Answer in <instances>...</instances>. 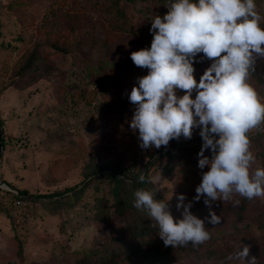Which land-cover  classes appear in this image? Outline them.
<instances>
[{
    "label": "rangeland",
    "instance_id": "1",
    "mask_svg": "<svg viewBox=\"0 0 264 264\" xmlns=\"http://www.w3.org/2000/svg\"><path fill=\"white\" fill-rule=\"evenodd\" d=\"M112 1L0 0V41L13 40L11 49L0 48V120L5 142L0 156V264L101 262L102 255H93L91 250L99 247L108 223L94 218V203L96 196L111 201L109 181L97 179L81 195L65 189L74 185L79 188L87 165L92 162L102 166L116 164L135 172L154 150L141 148L138 130L133 132L130 127L137 106L129 96L138 84L137 78L147 75L149 70L123 59L127 51L130 54L151 46L152 20L169 9L166 4L120 0L118 6L125 14L120 25L114 13L103 12L99 6ZM263 8L260 4L257 11L260 13ZM93 36L97 37L92 49L73 50L80 39L91 40ZM98 38L117 44L113 47L117 71L110 72L105 67L93 71L94 74L86 73L83 59L95 63L102 54ZM51 42L72 50L59 53L51 48ZM35 46H39L43 60L56 67L38 81L30 85L20 82L18 87L15 72ZM119 59L122 62L118 64ZM212 62L203 53L197 54L193 64L197 81ZM260 73L262 83L256 79ZM251 82L264 97V58L256 60ZM183 94L177 90L178 96ZM196 94L194 91L193 98ZM198 135L200 128L194 129L192 137ZM257 136V146L251 145L256 157L253 170L264 168V125L253 130L251 137ZM179 139L186 140L183 136ZM201 142L198 139L191 143ZM159 154L153 160L150 178L160 177L155 186L163 199L169 200L170 211L179 219L183 210L176 207L177 197L185 194L187 204L192 184L202 180V173L209 166L201 170L198 163L182 165L167 175L162 171L165 160L158 159ZM97 184L100 189L96 191ZM17 190L41 197L35 202L14 201L16 209L12 207L11 194ZM56 192L63 193L59 205L47 204L59 197H46L47 194ZM242 199L234 195V200L241 203ZM232 203L213 202L212 210L220 215L221 223L211 225L205 220L210 239L198 249H178L165 257L143 258L134 264H247L227 259L242 244L250 246L249 258L254 256L256 264H264V228L260 227L264 223V197L247 202L244 219L248 225L242 227L233 226L239 206L232 207ZM209 211L204 204L199 217H208ZM124 246H113L108 252Z\"/></svg>",
    "mask_w": 264,
    "mask_h": 264
},
{
    "label": "clouds",
    "instance_id": "2",
    "mask_svg": "<svg viewBox=\"0 0 264 264\" xmlns=\"http://www.w3.org/2000/svg\"><path fill=\"white\" fill-rule=\"evenodd\" d=\"M166 6L169 11L152 20L151 47L131 53L133 63L149 71L131 90L129 100L137 107L130 127L138 130L143 149L168 146L181 136L191 139L200 128L198 167L209 170L202 173L194 199L204 197L210 211L201 219L181 193L176 207L182 218L177 219L169 200L155 199L157 192L145 189L135 192L134 207L147 210L165 246H199L210 239L205 220L221 223L213 202L232 201L237 207L234 195L264 197V168L253 170L251 150L253 130L264 125V97L251 82L256 60L264 58V16L255 0H169ZM200 53L213 62L197 81L193 64ZM139 182H145L144 175ZM149 182L159 184L160 177ZM249 256L250 246L242 244L227 259L256 264Z\"/></svg>",
    "mask_w": 264,
    "mask_h": 264
},
{
    "label": "trees",
    "instance_id": "3",
    "mask_svg": "<svg viewBox=\"0 0 264 264\" xmlns=\"http://www.w3.org/2000/svg\"><path fill=\"white\" fill-rule=\"evenodd\" d=\"M94 1L98 2V0ZM119 1L120 0H113L109 4H100L99 6L102 8L103 12L114 13V17L117 18V20L115 21H120L119 24L122 25L123 21L120 19L121 17H125V14L122 8L118 6ZM124 1L131 3L137 1H149L150 3L162 5L169 3V0ZM255 2L257 6H259L260 4L264 5V0H255ZM260 13L264 16V8L260 10ZM96 37L97 36H93V39L91 40L90 37H84L80 39L77 43H75L73 50H77V52H80L83 51V49H92V43L96 41ZM12 42L13 40H9L7 42L2 40L0 41V48L11 49L13 45ZM113 42L114 41H107L105 39L103 40L98 38V47L102 48V54L99 57V60L95 63H87L86 58L83 59V62L86 63L85 65H87V74H89V72L94 74V72H96L97 70L101 71L105 67H109L110 72L118 70V66L116 65V58L113 55L115 54V50L113 49V47L117 46V44ZM50 46L52 49L62 54L69 53V51L72 50L67 48L65 45H61L56 42H51ZM150 47L151 46H146L145 48ZM38 49L39 46H35L34 48H32L27 54L23 64L15 72L17 75L15 83L18 84V87L20 86V82H23L25 85H30L31 83L38 81L41 77L46 76L54 71V68L56 66L50 61H44ZM130 54L127 51L123 61L132 62ZM121 62L122 60L119 59L118 64ZM256 79L259 82L261 81V83L263 82L261 73L256 77ZM0 124L2 126L1 120ZM259 138L260 137L258 136L251 137V145L254 144L257 146ZM198 139L202 141L200 135L195 138L192 137L191 139L186 140L173 139L169 142L168 146H161L159 149L154 148V150L150 152V157L148 158V160L144 164L140 165L135 172L133 170H130L129 168H124L116 164L102 166L101 164L92 162L91 164L87 165V171L85 173L84 180L80 183L81 186L78 188L76 185H74L67 188V190L65 189L66 192L74 191V195H81L84 193L85 189L97 179L102 178L109 181V194L111 196V201L109 199L103 198L102 196H96V201L94 203V208L96 209L94 218L103 223H108L106 234L102 236V238L104 239L102 241H99L98 243L99 247H97V249L95 250H91V253L93 255H102L101 262H96V264H114L115 262L123 264H134L135 262L143 258L165 257L178 249L186 250L193 248L194 250H196L203 244H200V246H193L192 243H189L187 246H180L176 248L170 245L165 246L163 239L159 236V228L156 225L155 221H152L148 216L147 210H139L134 207V194L138 189L155 190L157 192V195L154 198L163 199V195L161 194L160 190L154 184L149 182V171L151 166L155 164L153 160L156 157V154L160 152L158 159L165 160L164 164L162 165V171L167 175H171L174 168L176 167L179 169L182 165L187 167L194 166L199 162L198 153L202 147L203 141L197 144L191 143ZM1 142L4 149V133ZM187 143L191 144L183 146ZM261 154V160L264 166V155L262 151ZM205 155H209L210 157L211 150H206ZM109 169L111 171H109ZM91 175H93V177H90ZM141 175L145 176V182L143 183L139 182V177ZM122 176L123 178H120ZM201 181H197L192 184L191 193L187 197V203L190 201L192 202L191 211L198 217L199 210L205 204L204 197H201V199L198 201L194 199L196 196V188L201 183ZM8 185L12 186L9 183ZM12 188L14 187L12 186ZM98 189H100V187L97 184L95 185V190L97 191ZM12 193V207H15L16 209L18 208V206L14 203V201L20 199L22 202H35L38 200V198L41 197L39 195L36 196L34 194H30L26 190H17L16 193ZM62 194L63 193L60 192H56L55 194L50 195L47 194L46 197L59 196L57 199L47 202V204L55 202L56 205H59L62 199V197L60 196ZM19 196H21L22 198H20ZM248 201L249 200L246 198L242 199L237 210V216L233 220V226L242 227L248 225L245 224L246 222L244 219V212L247 208ZM112 219H114L115 222H112ZM113 223H116L115 226ZM260 227L264 228V223L260 224ZM120 244H125L123 249H112L111 253L108 252L111 247ZM80 262V264H85L83 260Z\"/></svg>",
    "mask_w": 264,
    "mask_h": 264
},
{
    "label": "water",
    "instance_id": "4",
    "mask_svg": "<svg viewBox=\"0 0 264 264\" xmlns=\"http://www.w3.org/2000/svg\"><path fill=\"white\" fill-rule=\"evenodd\" d=\"M2 136H3V128H2V126H1V124H0V156H1V154H2V151H3V147H2Z\"/></svg>",
    "mask_w": 264,
    "mask_h": 264
},
{
    "label": "built area",
    "instance_id": "5",
    "mask_svg": "<svg viewBox=\"0 0 264 264\" xmlns=\"http://www.w3.org/2000/svg\"><path fill=\"white\" fill-rule=\"evenodd\" d=\"M19 197L22 198L21 196H19ZM16 202H17V204H20L21 200L19 199Z\"/></svg>",
    "mask_w": 264,
    "mask_h": 264
}]
</instances>
